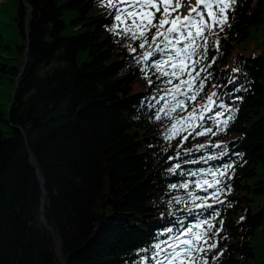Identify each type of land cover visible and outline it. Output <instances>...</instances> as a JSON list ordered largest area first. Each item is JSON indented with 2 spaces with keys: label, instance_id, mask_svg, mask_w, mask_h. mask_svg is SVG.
<instances>
[{
  "label": "trees",
  "instance_id": "1",
  "mask_svg": "<svg viewBox=\"0 0 264 264\" xmlns=\"http://www.w3.org/2000/svg\"><path fill=\"white\" fill-rule=\"evenodd\" d=\"M107 8L104 0H0V79L7 78L0 102L6 124L0 127V264H137L140 250L171 226L167 213L192 206L188 192L208 195L194 185L169 190L185 179L213 181L203 173H168L176 163L178 173L231 165L220 177L223 203L214 204L219 216L213 223L220 228L223 221L218 247L206 255L209 264H251L257 238L264 239V203L256 210L250 204L252 191H264V184L250 182L264 166V41L260 53L238 54L230 65L228 59L234 44L264 23V0H237L231 26L210 37L220 40L219 51L211 48L203 62L217 58L207 70L211 79L188 102V111L199 109L211 93L227 91L224 102L234 118L226 129L212 125L216 135L193 134L187 141L164 138L173 121L158 110L170 99H160L163 89L172 85L157 80L154 69L149 82L133 59L141 50L123 47L139 41L109 30L116 21ZM237 65L242 72L233 73ZM236 87L242 90L233 92ZM201 144L206 148L197 150ZM215 144L226 145L227 155L184 162L220 153ZM173 196L186 203L170 207Z\"/></svg>",
  "mask_w": 264,
  "mask_h": 264
},
{
  "label": "snow or ice",
  "instance_id": "2",
  "mask_svg": "<svg viewBox=\"0 0 264 264\" xmlns=\"http://www.w3.org/2000/svg\"><path fill=\"white\" fill-rule=\"evenodd\" d=\"M104 3L113 10L110 14L117 22L116 26L109 30L130 41H139L136 45L125 43L123 47L133 54L137 53L138 49L141 50L139 55L133 56V59L137 64L142 65L140 70L145 77L149 78L148 71L154 69L153 74L156 75L157 80H161L166 85H172L163 89L164 96L160 99L165 97L170 99H167L164 106L158 110L164 112L173 121L163 134L164 138L173 140L176 137H182V141H187L193 134L195 136H205L208 133L216 135L212 131V125L222 124L226 129L229 121L234 118L233 108L224 102L225 97H231L230 93L213 92L199 109L192 108L191 111H188V102H195L211 79L212 74L207 70L212 67L217 58L213 56L209 63L203 64V62L208 61L211 48L214 47L219 51L220 40L212 41L210 37L218 35L226 27L231 26L228 21L237 0H197L195 6H188L185 0H104ZM181 8L185 9L184 13L180 12ZM121 24L123 28L117 31ZM153 29H155L154 33ZM232 72H242V69L237 65ZM236 79L235 76H229L228 83L235 84ZM149 82H152L150 78ZM241 90V87H236L233 92ZM177 111H188V114L173 117L172 113ZM226 112L229 115L221 121L219 118ZM155 119L160 120L161 116L157 114ZM208 121H211V124H207ZM184 133L187 135H183ZM213 147L221 148V152L184 162L207 163L227 155L226 145L215 144ZM204 148L206 145L197 146V150ZM164 150L167 151V149ZM191 152L192 149H187L185 154L190 155ZM180 167L181 164L176 163L167 171L184 177H195L203 173L211 175L213 181L185 179L180 183L169 184V190L178 188L187 190L190 185H194L196 189L208 195L198 196L195 192H188L192 206L177 209V212H186V215H177V212L169 211L167 215L174 217L171 226L157 231L155 241L140 250L143 255L140 256L137 264H209L207 252L218 247L215 237L219 236L223 221H220V228L213 223L219 216L214 204L223 203L219 200V194L224 190L221 187L223 182L220 177L226 175L231 165L225 164L223 169L219 166L209 167L206 172L201 169L178 173L177 170ZM210 188L214 189L211 193H209ZM197 200L201 203L197 204ZM209 200L213 203H209ZM166 203L171 207L173 203L186 202L183 196H173ZM190 216L194 217V222L188 220ZM218 255H223V251ZM213 259H218V256Z\"/></svg>",
  "mask_w": 264,
  "mask_h": 264
},
{
  "label": "rangeland",
  "instance_id": "3",
  "mask_svg": "<svg viewBox=\"0 0 264 264\" xmlns=\"http://www.w3.org/2000/svg\"><path fill=\"white\" fill-rule=\"evenodd\" d=\"M197 0H185V3L188 6H195L196 5ZM101 9V8H98ZM104 10V7L101 9ZM113 10L111 8H107V12L109 14V16L113 17L110 13ZM181 13L185 12L184 8L180 9ZM159 15V14H157ZM117 24V22H116ZM123 28V24L119 25V27L117 28V31H120ZM66 33L71 32V28L70 26H67L64 30ZM155 32V29H153V33ZM262 41H264V23L258 25L257 27H252L251 31L249 32V36L247 37V39L242 40L240 42H237L234 44V47L232 49V52L229 55V59H228V65L231 64V60L233 58L236 57V55L241 54L243 56H249L251 54H258L261 52L262 49ZM0 47H3L0 45ZM4 54H1L0 56H3ZM80 58H85V53H81L79 55ZM22 60V57H19V61ZM3 61V60H2ZM7 69V68H6ZM8 75H11L8 73ZM0 102L2 99V92L1 90L4 89V83L7 82V78L5 77L4 79H0ZM8 101H9V96H8ZM10 104V103H9ZM262 114H264V109L262 110ZM6 124L0 122V127L5 128ZM257 172L259 175L255 176V178H252L250 180L251 184H253V187H256L258 185L264 184L261 182H257V184H254L256 182V179H264V166H259L257 168ZM252 201L250 202V204L252 205L253 210H256L258 205L264 203V191H252L250 193ZM257 247H256V253H257V258H255L251 264H261L260 262V256L263 254L264 252V239L263 237L260 238L258 237L257 240Z\"/></svg>",
  "mask_w": 264,
  "mask_h": 264
},
{
  "label": "water",
  "instance_id": "4",
  "mask_svg": "<svg viewBox=\"0 0 264 264\" xmlns=\"http://www.w3.org/2000/svg\"><path fill=\"white\" fill-rule=\"evenodd\" d=\"M38 178H39V181L42 182L41 177H38ZM108 189H109V186L106 187V190H108ZM42 202H43V201H42ZM103 206H104V205H103ZM104 215H105V213H104V209L102 208L101 213L98 214L97 221H98V222H102L103 219H104ZM65 260H66V259H65Z\"/></svg>",
  "mask_w": 264,
  "mask_h": 264
}]
</instances>
